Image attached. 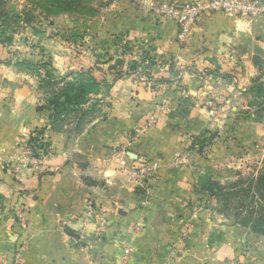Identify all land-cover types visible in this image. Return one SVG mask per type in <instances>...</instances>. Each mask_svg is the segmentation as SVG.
I'll return each instance as SVG.
<instances>
[{
	"label": "crops",
	"instance_id": "crops-1",
	"mask_svg": "<svg viewBox=\"0 0 264 264\" xmlns=\"http://www.w3.org/2000/svg\"><path fill=\"white\" fill-rule=\"evenodd\" d=\"M144 1L112 0L77 28L76 48L60 47V68L88 69L108 89L95 94L80 135L47 130L39 167L15 156L47 128L49 112L37 110V78L9 64L0 45V224L10 211H28L20 264H264V234L246 235L215 196L199 191L227 180L235 161L264 159V16L202 15L181 45L176 24ZM204 131L213 136L206 151H189ZM73 153L88 162L84 170ZM86 174L110 181L87 184ZM99 213L107 218L101 231ZM58 224L75 234L84 228L91 245L74 246ZM15 230L0 229V257L10 256Z\"/></svg>",
	"mask_w": 264,
	"mask_h": 264
},
{
	"label": "rangeland",
	"instance_id": "rangeland-1",
	"mask_svg": "<svg viewBox=\"0 0 264 264\" xmlns=\"http://www.w3.org/2000/svg\"><path fill=\"white\" fill-rule=\"evenodd\" d=\"M111 2L112 0H4V3L0 4V8L10 13L0 23V45L5 51L4 59L9 64H20L23 69H28L31 75L37 78L35 90L42 102L47 101L51 93L62 87L65 82L77 79V74L82 73L83 78H87L88 74L92 75L88 69L60 68L57 58L62 51L60 47L65 43L76 48V43L82 39V35L77 34V28L89 25L92 20L104 15ZM71 53H76V49H73ZM33 63L45 64L50 68L36 69ZM46 71L52 72L55 76L54 85L46 84ZM106 86L107 84L104 83L98 89L101 87L106 89ZM95 94H89L87 103L84 105L85 108H92V112L88 115L90 121L98 106ZM70 118L71 120L65 123V129L70 127L74 115L71 114ZM72 158L77 168L84 170L88 166V162L78 154L73 153ZM231 170L227 180L215 182V186L220 190L215 192V198L221 212L227 213L240 230L246 235H258L264 232V159L241 161L239 165H236L235 161ZM92 176L89 174L83 176L84 182L99 184L106 188L110 181L109 178ZM138 180V178L135 181L130 179L134 183L137 182V185ZM91 201L90 197L87 202L85 201L89 207V213L92 212ZM15 212L6 213L5 217L7 216L8 219L5 222L8 224L5 226L0 224V229L11 231L14 227L17 232L16 243L10 256L0 257V264H16V252L22 247L26 248L30 242L29 234H26L29 233L28 211L25 207H21ZM97 217L96 225L100 226L99 231H101L105 227L107 218L100 213ZM88 219H90L89 215L84 216L85 224ZM57 227L75 237L74 246L91 245V242L85 238L84 228L75 234V231L73 232L64 224H58Z\"/></svg>",
	"mask_w": 264,
	"mask_h": 264
},
{
	"label": "trees",
	"instance_id": "trees-1",
	"mask_svg": "<svg viewBox=\"0 0 264 264\" xmlns=\"http://www.w3.org/2000/svg\"><path fill=\"white\" fill-rule=\"evenodd\" d=\"M2 3H4V0H0V4ZM9 14L8 11L0 8V23L3 19L5 20ZM33 65L36 64L33 63ZM35 67L36 69H39V67L50 68L48 65L40 63ZM45 76V82L47 85L51 86L56 83V78L52 72L46 71ZM77 76V79L72 82H65L62 87L52 92L48 100L45 101L42 106L37 108V110H46L49 112L48 126L45 129H36L33 131L30 134L28 141L29 143L36 140L39 141L37 144V150L42 154L46 153L48 148V142L45 141L47 130L52 133L65 134L66 137L71 140L80 135L85 126L90 122V120H88V115L92 112V108H85L84 105L87 103L88 95L91 93H97L99 91L98 88L103 84H101L93 74H88L87 78H83L82 73L77 74ZM105 88L107 90L108 85ZM71 114L74 115V120L72 123L70 122V127L65 129V123L71 120ZM38 136L41 138L39 139ZM212 137V134L208 133V131H204L198 136L191 137L187 149L189 151L201 152L204 145L210 144ZM215 185L214 181H207L203 184V190L199 189V191L206 192V195L208 196H216L215 192L219 189H217V186ZM201 194L203 195L205 193ZM262 234H264V232H261L258 235Z\"/></svg>",
	"mask_w": 264,
	"mask_h": 264
},
{
	"label": "built area",
	"instance_id": "built-area-1",
	"mask_svg": "<svg viewBox=\"0 0 264 264\" xmlns=\"http://www.w3.org/2000/svg\"><path fill=\"white\" fill-rule=\"evenodd\" d=\"M144 8L147 12L153 14L157 18H166L172 20L177 26V41L179 44H184L187 36L194 27L197 19L202 15H212L215 13H222L226 15H233L247 19L264 16V0H198L185 4H176L173 2L160 0L144 1ZM205 106L211 115L215 112V107L211 100L206 101ZM165 107L161 106V111L165 112ZM40 139L41 137L38 136ZM39 141L30 142L27 140L22 146L21 150L15 159L16 163L32 162L35 167L41 164V157L46 153H41L37 150ZM208 145L202 147L201 152H205ZM148 170V168H146ZM147 170L145 173H147ZM185 236V233H183ZM21 251L20 248L16 254V264L20 262ZM179 253V248L174 246L170 249V256H175Z\"/></svg>",
	"mask_w": 264,
	"mask_h": 264
}]
</instances>
